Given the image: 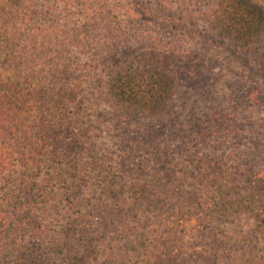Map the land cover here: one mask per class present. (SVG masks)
I'll return each instance as SVG.
<instances>
[{"label":"trees","instance_id":"trees-1","mask_svg":"<svg viewBox=\"0 0 264 264\" xmlns=\"http://www.w3.org/2000/svg\"><path fill=\"white\" fill-rule=\"evenodd\" d=\"M0 264H264V0H0Z\"/></svg>","mask_w":264,"mask_h":264}]
</instances>
